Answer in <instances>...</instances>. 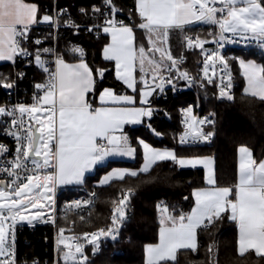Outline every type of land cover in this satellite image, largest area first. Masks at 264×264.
Here are the masks:
<instances>
[{
	"label": "snow or ice",
	"instance_id": "obj_1",
	"mask_svg": "<svg viewBox=\"0 0 264 264\" xmlns=\"http://www.w3.org/2000/svg\"><path fill=\"white\" fill-rule=\"evenodd\" d=\"M118 11L114 0H102V6H93L89 17L92 22L85 30L110 37L102 48V59L114 64L115 78L138 94L140 106H136L135 96L119 94L112 88L99 90L100 106H94L90 95L97 93L98 81L103 80L108 69L90 66L81 46L71 45L61 53L55 47H40L44 43L40 38L32 39V29L39 24L65 23L78 31L80 25L70 16L67 21L60 19L61 13L56 18L49 14L41 18L34 3L0 0V62H12L15 67L18 61H27L47 74L45 82L34 84L31 104L17 102L0 106V134L15 142L11 158H8L10 149L0 143V264H18L15 250L18 225L56 224L52 193L57 185H82L85 174L108 157L135 156L137 149L123 128L152 118L154 109L149 97L162 93L165 85H172L175 90L174 81L193 82L187 72L179 71L183 56L175 58L170 50V36L174 31L181 34L182 43L188 49L203 51L209 42L198 35H188L191 26L203 24L218 27L212 40L218 48L228 42H255L264 50V0H135L129 19L135 16L138 21L131 23L117 19ZM80 12L88 15L83 8ZM137 29L145 33L147 47L137 41ZM27 44L35 47L29 50ZM65 55L76 62H68ZM214 59L224 69L228 67V61L218 50L206 52L203 68L208 84L213 83L208 70L209 61ZM239 63L246 80L245 94L264 102V65L242 59ZM24 76L25 73L16 72L14 79L12 74L0 73V88L11 94ZM228 80L226 87L219 86L218 98L231 101L234 97L226 90L232 87L230 73ZM184 115L186 130L179 137L180 145L206 142L213 136V132H206L203 127L213 125V119L195 117L191 107L184 110ZM138 143L144 159L139 173H148L158 161H172L181 168L202 165L207 170L206 182L210 186L193 193L195 207L190 214L175 216L167 208L162 209L165 215L160 221L159 243L146 248L147 264L174 260L177 249L196 252L197 230H207L224 213H230L228 218L238 226V254L244 256L254 250L257 256L264 257V160L257 161L248 147L241 146L238 183L234 188L218 187L212 158H184L175 150L153 148L142 139ZM137 176L135 170L113 169L99 184ZM122 191L123 197L114 202L117 206L113 210V225L125 219L131 189ZM81 203L87 202H75L77 207ZM45 209L52 213L47 218ZM118 231L116 227L100 229L97 233H84V239L94 245L95 254L99 238L116 240ZM64 233L65 228L60 227L56 240L57 252L64 264H87L85 245L68 243ZM212 250L209 246L208 251Z\"/></svg>",
	"mask_w": 264,
	"mask_h": 264
},
{
	"label": "trees",
	"instance_id": "obj_2",
	"mask_svg": "<svg viewBox=\"0 0 264 264\" xmlns=\"http://www.w3.org/2000/svg\"><path fill=\"white\" fill-rule=\"evenodd\" d=\"M34 3L40 10V17L46 14V7H51L54 0H25ZM59 6L71 7L72 15L84 24H91V6L99 0H58ZM128 12L134 10L135 0H117ZM84 7L88 15L80 14L78 9ZM138 21V17L133 16ZM128 23V21H127ZM143 30H136L138 37ZM188 34H197L201 38H208L207 30L190 27ZM141 38V37H140ZM105 34L95 36L79 29L70 28L59 31L58 49L61 53L71 45L81 46L86 53V61L94 68L106 67L103 80L98 81V91L90 95L95 105L99 90L112 88L119 94L129 93V90L115 78L114 64L102 59V48L108 43ZM30 50L34 47L26 45ZM170 50L174 56L185 55L189 65H195L201 56L200 50L189 51L182 43V36L174 31L170 36ZM235 56L242 60H256L263 63L264 57L253 52L235 51ZM65 59L74 61L71 56ZM240 61V60H239ZM236 58L230 60L232 70L236 75L238 85L234 99H220L215 88L193 93H183L168 99H158L154 95L152 118L146 119L143 124L128 128L131 144L137 149L134 161H110L98 167L93 174L88 175L79 189H66L60 192V197L71 198L82 195L84 191L96 194V202L85 215H70L61 218L58 223L65 228V233L80 238L84 233H93L106 228L111 223L114 202L123 195L122 190L131 189V207L128 211V220L120 231L119 240L109 244L93 256L91 249H87V264H145V248L158 241L161 226L162 206L172 215H187L194 206L193 193L196 189L205 187V173L201 168L181 169L172 161L156 163L148 173H139L143 162L142 146L139 140H144L152 147L175 150L180 157L213 156L215 159V179L218 187H233L238 178V150L241 146L248 147L253 157L260 161L264 159V102L258 98L245 94V80ZM25 67L24 61L0 64V73L15 74ZM28 75L25 86L35 92L34 84L42 83L45 75L35 67L27 68ZM198 96V98H197ZM186 101L201 105L203 113L212 115L215 121L212 143L200 146H183L179 144L178 134L181 130L179 107ZM150 125V126H149ZM159 133L160 135H156ZM113 168L135 170L138 176L125 177L123 181L114 180L110 184L100 185L99 181ZM83 217V219H81ZM228 213L222 219L215 221L207 230L198 229L197 251L181 250L174 261H165L161 264H264V257L257 256L249 251L244 256L238 254V227L231 221ZM51 229L37 227L36 230L24 229L20 236L19 253L28 261L37 259L40 264H54L55 246ZM212 246V252H209ZM60 262L58 253V264Z\"/></svg>",
	"mask_w": 264,
	"mask_h": 264
},
{
	"label": "built area",
	"instance_id": "obj_3",
	"mask_svg": "<svg viewBox=\"0 0 264 264\" xmlns=\"http://www.w3.org/2000/svg\"><path fill=\"white\" fill-rule=\"evenodd\" d=\"M58 4H59L58 0H54V3L51 7H46L45 13L52 15L54 18H56L57 13H61L60 19L62 21H67L69 16H70L71 20L75 21L77 24L80 25L79 29L85 31V33H89L85 30V26H90V24H84V23L80 22L78 19H75L72 15L70 6H67V5L59 6ZM114 4H115L116 8L119 10L117 13V16H116L117 19H122L126 23H127V21H128V23H131L132 20H134L133 17L131 20L129 19L130 13H128L117 2V0H114ZM93 6H102V0H99V3H97V4L96 3L92 4L91 16H92ZM82 8H84V7H80L78 9L80 14H81L80 9H82ZM84 16L86 17V15H84ZM191 27H197L198 29H205V30H207V34L209 36L208 38H201V39H206L209 41L208 43H206L204 45L203 51L199 48L188 49L185 46V48L189 51H194V50H200L201 51V56H200L199 60H197L195 65H189V59L187 58V56L181 55V56H183V61L178 66L179 71L181 73L187 72L189 74V76L191 78H193V82L191 84H189V81L183 80V79L178 80V81H174V83L176 85L175 90L173 89L172 85H165L164 91L162 93L157 92V94H155L154 96L158 99H168L169 97H176V96L183 94V93H193L196 95L197 92L202 91V90H206V89L212 88V87L215 88L219 92V86H225V87L227 86V84L229 82L228 75L230 73L232 87H231V89L226 88V90L229 91V93L234 97L235 90H236V87L238 85V81H237L236 75L234 74V72L232 70L230 60L233 57L236 58L238 61L241 59L240 56H235V51L253 52V53H256L260 57H264V50H261L255 42H252V43L228 42V43H225L222 48H218V46L212 42L214 35L217 34L219 31L218 27L211 26V25H203V24H195ZM66 28L77 30L76 28L66 26L65 23H60V24L55 25V26H52L49 24H39V25L34 26L32 29V39L35 40L36 38H40V39L44 40V43L40 47L51 46V47L58 48L59 31L62 29H66ZM91 33H93L97 37L103 34L102 32L97 33L95 31L91 32ZM209 33H213V35H209ZM188 35L193 36V37L197 36V34H188ZM29 46L35 47L34 45H30V44H29ZM214 50H218L220 52V55H222L226 58V60L228 61V67H227V69H224L223 66L221 65V63L215 59L212 61H209L210 67L208 70V76L212 78L213 83L208 84L207 78L204 76V68H203L205 53L208 51H214ZM174 57L178 58L180 56H174ZM24 64H25V67L22 68L20 71H17V72H23V73H25V76L22 80L17 81V86L13 90H11V94H9L8 90L0 88V106L16 104L17 102H23L26 104H31L33 102L32 96H33L34 92L32 91V88L23 85L25 80L27 79V75H28L27 68H30V67L37 68V70L41 71L45 75V80L43 82H45L47 80V74L44 73L42 70H40L38 67H36L34 65H32V66L28 65L27 61H24ZM211 65L215 66L214 69L211 67ZM12 76L15 79V74H13ZM221 77H223V84L221 82ZM201 84H203L204 86L201 87ZM197 98H198V96H197ZM150 100H151V104H152V99H150ZM189 107L192 108L193 115L195 117L200 118V119H202L204 117H210L211 119H213L212 116H210L209 114L202 112L201 105L199 103L196 105L194 102L186 101L184 104H182L179 107V119H180L181 130L178 134V138L186 130V125L183 122L185 119L184 110L189 108ZM203 127H204V130L206 132H213V136L208 141L199 142L196 144H186L183 146H200V145H208V144L212 143L213 137H214L215 123L213 125H207L206 124ZM0 143H3L4 145H6L10 149V152L8 153V158H11V156L14 153V149H15L14 140L11 137L0 134ZM60 192H61V190L55 189L54 193L52 194L53 199L55 201V205H54L55 213L54 214L57 218V222L55 225H53L52 223L46 224L43 222H37V223H34V225H28V224L18 225V227L16 229V234H15V250H16V260H17L18 264H33L34 261H38L37 259H35L33 261H28L25 257L21 256L19 253V242H20L21 233L26 228L34 231V230H36L37 227H43V228H47V229L52 230V232H53L52 239L54 241V246H55V262H54V264H58V252H57L56 240L58 239V223H59V220L61 218H67L70 215H79V216L85 215L91 210V208L94 206V204L96 202V194L92 191H84V193L82 195H78V196L71 197V198L60 197L59 196ZM93 194H95V195H93ZM131 195H132V193H130V195H129V200L127 202V207L125 209V212H126L125 219L122 222H118L117 225H113L112 224V217H111L110 225L106 228H102L105 230H107L109 227L118 228L119 231H118L117 239L112 240L110 237L101 236L99 238V241H98L99 248L96 249L95 254H93V256H96L97 254H99L105 246H107L109 244L116 243L119 240L120 231L125 226V223L128 220V216H129L128 211L131 207ZM122 197H123V195L119 199H121ZM118 200H117V202H118ZM76 201L87 202V203H81L80 206L77 207L75 204ZM116 206H117V203H115L113 208H112V215H113V210ZM161 208L163 209L164 207L162 206ZM45 213H46L45 218H47L48 214H52L48 211V209H47V212H45ZM98 231L93 232V233H97ZM74 239H75L74 243L80 242V243H83L85 245V252L87 251V249H91V251L93 253L94 245L88 244L84 239V235L81 236L80 238L75 237Z\"/></svg>",
	"mask_w": 264,
	"mask_h": 264
},
{
	"label": "crops",
	"instance_id": "obj_4",
	"mask_svg": "<svg viewBox=\"0 0 264 264\" xmlns=\"http://www.w3.org/2000/svg\"><path fill=\"white\" fill-rule=\"evenodd\" d=\"M136 36H137V41L138 42H141V38L140 37H138V35H137V33H136ZM108 42L110 41V37H108ZM68 62H76V61H69V60H67ZM244 61H254V62H256L257 64H260L259 62H257L256 60H253V59H250V60H244ZM2 63H12V62H0V64H2ZM260 65H262V64H260ZM239 67H240V64H239ZM240 69H241V73H242V75H243V70H242V68L240 67ZM243 77H244V75H243ZM244 80H245V77H244ZM245 87H246V80H245ZM245 89V88H244ZM129 90V93H126V94H128V95H133V96H135L136 97V99H137V105L136 106H140L139 105V96H138V94L137 93H133L130 89H128ZM248 95V94H247ZM149 99H150V97H149ZM94 106H100V101H99V95H98V98H97V100H96V103H95V105ZM147 118H144V120H143V122L146 120ZM143 122L142 123H140V124H128V125H125L124 126V128H123V132H124V134H126L127 136H128V128H131V127H135V126H139V125H141V124H143ZM117 134H119V133H117ZM129 137V136H128ZM129 140H130V138H129ZM131 142V141H130ZM210 158H212L213 159V168H214V170H215V159H214V157L213 156H209ZM135 158H136V154H135V156L134 157H120V156H110V157H108L107 159H106V161L103 163V164H100V165H97V166H95L94 167V169L92 170V171H90V172H88V173H86L85 174V178L88 176V175H90V174H93L95 171H96V169L98 168V167H101V166H104V165H106L107 163H109L110 161H129V162H132V161H134L135 160ZM184 158H191V157H184ZM262 160H264V159H262ZM239 163H240V153H239V151H238V178H237V183H238V181H239ZM178 167L179 168H181L179 165H178ZM140 168H141V166H140ZM196 168H201V169H203L204 170V173H205V184H206V186L205 187H202V188H199V189H196V190H200V189H206V188H208V187H210L208 184H207V182H206V176H207V170L203 167V166H200V165H198ZM113 169H125V168H113ZM112 169V170H113ZM181 169H194V168H192V167H183V168H181ZM112 170H110V171H112ZM127 170H129V169H127ZM49 173L52 171L51 169H49V170H47ZM109 171V172H110ZM45 173H41V176H43ZM107 174V173H106ZM105 174V175H106ZM104 176V175H103ZM85 178H84V180H85ZM103 178V177H102ZM101 178V179H102ZM83 185V184H82ZM82 185H75V184H73V185H57L56 186V188L55 189H59V190H66V189H79ZM195 190V191H196ZM194 191V192H195ZM193 197H194V195H193ZM193 207H195V197H194V206ZM169 214H171L172 215V213H170V212H168ZM191 213V211L188 213V214H190ZM165 214L163 213L162 214V216H164ZM223 215V214H222ZM228 215H230V213H228ZM162 218V217H161ZM235 224H236V222H235ZM237 225V224H236ZM161 227V226H160ZM238 227V226H237ZM197 235H198V230H197ZM238 240H239V230H238ZM159 243V233H158V241L155 243V244H150V245H156V244H158ZM150 245H147L146 246V248L148 247V246H150ZM146 248H145V264H147V259H148V256H147V253H146ZM181 250H190V249H177V251H176V253H175V259L177 258V255H178V252L179 251H181ZM249 251H252V252H254L255 253V251L254 250H249ZM174 259V260H175ZM174 260H172V259H170V260H168V261H174ZM165 262V261H164ZM162 263V262H161Z\"/></svg>",
	"mask_w": 264,
	"mask_h": 264
},
{
	"label": "rangeland",
	"instance_id": "obj_5",
	"mask_svg": "<svg viewBox=\"0 0 264 264\" xmlns=\"http://www.w3.org/2000/svg\"><path fill=\"white\" fill-rule=\"evenodd\" d=\"M140 37H141V42H143L144 44H145V46L147 47V39H146V36H145V33L144 32H142V34L140 35ZM241 60V59H240ZM260 63V62H259ZM260 64H262L263 65V63H260ZM150 83H151V81H149ZM148 119V118H147ZM150 145V144H149ZM151 146V145H150ZM152 147V146H151ZM153 148H155V147H153ZM156 149H160V148H156ZM170 150H172V149H170ZM142 151H143V149H142ZM199 157H209V156H199ZM158 162H160V161H158ZM157 162V163H158ZM143 164H144V159H143V162H142V164H141V167L143 166ZM155 165V164H154ZM154 165H152V167L154 166ZM200 166H202V165H200ZM151 167V168H152ZM150 168V169H151ZM53 194V193H52ZM45 212H47V209H45L44 210ZM34 223H37V222H34ZM25 224H27V223H24L23 225H25ZM66 232V231H65ZM72 234H70V233H64V236L65 237H67L68 238V240H67V242L68 243H74V238L71 236ZM58 238H59V234H58ZM60 247H63L62 245L60 246ZM85 254H86V252H85ZM87 255V254H86ZM59 259H60V262H59V264H64V261H63V259L61 258V255L59 254Z\"/></svg>",
	"mask_w": 264,
	"mask_h": 264
}]
</instances>
